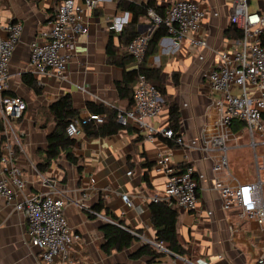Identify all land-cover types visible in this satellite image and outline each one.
Segmentation results:
<instances>
[{"label": "crops", "instance_id": "obj_1", "mask_svg": "<svg viewBox=\"0 0 264 264\" xmlns=\"http://www.w3.org/2000/svg\"><path fill=\"white\" fill-rule=\"evenodd\" d=\"M59 1L0 0V25L11 20L23 24L20 42L10 62L7 92L22 96L27 103L23 117L16 124L22 139L17 158L26 179L25 191H54L66 199L68 223L80 236L71 246L74 264H189L182 257L190 259L193 264H255L260 251L264 250L263 227L255 220L241 219L236 209L223 207L219 192L212 188L215 176L211 170L213 159L196 147L170 146L161 138L145 141L138 137L137 131L123 130L102 137H89L82 131L73 148L79 157V165L62 156L48 168H42L44 154L41 150L46 149L48 132L55 128L47 110L52 102L69 93L74 107L81 114L90 111L88 103L117 109L127 108L129 104L127 99L120 98L116 88L123 69L109 64L106 52L110 35L107 23L123 12L118 8L119 0H103L95 9H87L84 0H76L84 7L82 18L88 32L75 35L68 45L67 51L72 53V58L65 78L54 74L35 77L39 92L23 82V74L29 72L31 43L42 40L40 33L51 27ZM172 1L157 0V3L166 10ZM196 1L208 13L196 37L205 39L208 47L197 46L189 40L178 45L170 36H165L160 39L157 52L148 59L150 64L162 68L167 92L180 106L181 136L185 143L198 140L202 135L208 138L218 133L220 114L214 103L219 95L208 88L204 74L214 67L215 51H236L239 47V36L230 19L233 0ZM248 9L264 14V0H248ZM151 25V17L142 18L139 32ZM0 35H4L2 29ZM115 43L118 44L117 37ZM174 72L179 73L178 85L172 80ZM234 92L239 93V89ZM167 121L165 104L157 122L165 126ZM225 137L230 174L220 172L217 176L231 184L256 180V155L264 162V144L253 146L245 125L237 129L233 125L226 128ZM159 153L169 155L173 169L191 165L205 174L200 182L196 210L179 209L178 233L185 250L183 254L170 249L171 252L158 251L157 256L138 254V250L147 244L143 236L156 240L150 198L161 193L166 182L165 173L156 168ZM146 162L153 163L149 170L145 167ZM128 170L133 173L127 175ZM146 171L149 182L143 179ZM123 193L129 194L131 205L123 201ZM101 198L106 207L123 221V226L138 233L129 247L122 250L112 248L110 252L105 250L102 226L106 222L93 212ZM39 253V249L30 243L24 214L0 197L1 263L42 264Z\"/></svg>", "mask_w": 264, "mask_h": 264}, {"label": "built area", "instance_id": "obj_2", "mask_svg": "<svg viewBox=\"0 0 264 264\" xmlns=\"http://www.w3.org/2000/svg\"><path fill=\"white\" fill-rule=\"evenodd\" d=\"M102 1L84 0L87 9L97 8ZM83 10L84 7L76 0L58 2L51 27L40 33L42 40L34 41L30 46L28 67L34 77L54 74L65 78L67 65L72 58V53L67 51L68 45L75 35L88 32L82 18ZM148 14L152 25L126 47L134 57L136 67L144 61L151 35L162 23L176 44L189 40L197 46L208 47L205 39L196 37L208 14L200 2L173 0L163 16L153 10ZM214 15H218V12H214ZM230 19L243 31L237 41L239 47L236 51H215L214 67L204 74L208 88L219 95L214 103V108L220 114L218 133L208 138L202 135L200 139L188 143L184 142L182 136H178L175 142L181 146L191 145L210 155L213 159L211 170L215 174L212 188L219 192L223 207L236 209L241 219L255 220L264 229V162L256 155L258 178L252 182L231 184L217 176L220 172L230 174L225 129L235 121L244 123L253 146L264 144V14L249 11L248 0H233ZM129 20L130 12L123 11L108 21L107 28L119 34ZM1 29L4 35H0V118L4 140L0 147V197L12 203L14 209L26 217L30 243L39 249L42 264H74L71 246L80 236L73 232L68 223L66 199L54 191H25L26 179L17 158V151L22 149V139L16 124L23 117L27 103L22 96L7 92L10 62L20 42L23 24L11 20L0 25ZM236 88L239 93L234 92ZM133 97L132 107L118 109L117 121L121 125L135 127L138 137L145 141L174 136L171 128L157 122L164 111L165 101L158 88L144 74L138 76ZM105 117L106 113L92 111L81 114L68 123L67 134L77 137L82 132V125L93 121L102 123ZM156 168L165 173L166 182L164 190L153 195L151 201H163L187 211L196 210L200 182L205 174L191 165L179 170L173 169L169 155L165 153L158 154ZM132 173V170L127 171V175ZM121 196L127 205L132 204L129 194L123 193ZM93 212L105 222L120 225L105 214ZM123 227L138 235L134 230ZM142 238L159 252H171L162 241L145 236ZM182 259L193 264L188 258ZM255 264H264V250L260 251Z\"/></svg>", "mask_w": 264, "mask_h": 264}, {"label": "trees", "instance_id": "obj_3", "mask_svg": "<svg viewBox=\"0 0 264 264\" xmlns=\"http://www.w3.org/2000/svg\"><path fill=\"white\" fill-rule=\"evenodd\" d=\"M118 8L122 11L130 12V20L124 29L119 34H116L113 31L110 32L109 42L106 48L107 62L123 69L122 78L116 81L118 94L120 98L128 100L129 104L127 108L132 107L134 103L133 94L136 81L140 73L144 74L147 79L158 88L168 108L167 127L173 130L174 136L171 138L163 137L161 139L170 146H177L175 137L182 135V114L180 106L174 97L169 95L167 92L162 68L148 62L149 57L157 52L160 39L168 36L166 26L162 23L155 28L148 43L145 59L138 67L134 64V57L126 49L127 45L140 35L138 25L140 24L142 18L149 17L148 12L150 10H153L157 14L163 16L165 14V8L159 5L157 0H146L142 2L119 0ZM234 30L240 38L243 34L242 29L234 25ZM116 37L118 38V44L115 43ZM22 77L25 84L33 88L36 92H39L37 80L30 72L24 73ZM172 80L174 84H179L178 72L173 73ZM88 109L92 112L106 113V117L102 123L93 121L81 126V130L89 137L114 135L123 130H126L129 133L136 132L135 127L131 125L124 126L117 121V108L102 104L97 105L88 103ZM47 110L49 112V116L55 123V128L48 132L46 149L41 150L44 154L42 168H48L53 161L58 160L62 156H65L69 162L79 165V157L73 152V148L76 144V137H70L67 134L66 128L70 121L80 117L81 111L74 107L72 97L69 93L62 95L60 98L52 102ZM233 126L235 129L241 128L244 126V123L242 121H235ZM43 127L46 126L43 125ZM0 134L1 147L4 140L1 118ZM18 153L19 150L17 151V154ZM152 164L153 163L151 162L145 163L147 170L151 168ZM80 168L81 167H79V169ZM148 176V171L144 172L143 179L149 182ZM94 209L97 212L104 210V214L106 216L120 223L119 225L112 222H106L102 226L105 235V250L110 252L112 248L122 250L129 247L137 236L122 226L123 221L119 220V218L108 207H106L103 198L98 201V203L94 206ZM150 211L151 222L153 229L155 230L156 240L162 241L171 251L183 254L185 250L182 247L181 237L178 233L179 209L172 207L163 201H151ZM141 253L155 254L156 256L158 255V251L149 244L144 245L138 250V254Z\"/></svg>", "mask_w": 264, "mask_h": 264}, {"label": "water", "instance_id": "obj_4", "mask_svg": "<svg viewBox=\"0 0 264 264\" xmlns=\"http://www.w3.org/2000/svg\"><path fill=\"white\" fill-rule=\"evenodd\" d=\"M138 30L140 31V27L138 28Z\"/></svg>", "mask_w": 264, "mask_h": 264}]
</instances>
